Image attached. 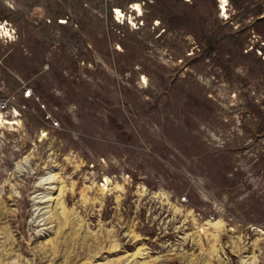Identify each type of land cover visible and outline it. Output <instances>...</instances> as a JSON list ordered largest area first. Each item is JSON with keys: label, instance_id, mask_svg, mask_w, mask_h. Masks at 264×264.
<instances>
[{"label": "rangeland", "instance_id": "374dc122", "mask_svg": "<svg viewBox=\"0 0 264 264\" xmlns=\"http://www.w3.org/2000/svg\"><path fill=\"white\" fill-rule=\"evenodd\" d=\"M227 8L0 0V264H264V0Z\"/></svg>", "mask_w": 264, "mask_h": 264}, {"label": "bare ground", "instance_id": "6f19581e", "mask_svg": "<svg viewBox=\"0 0 264 264\" xmlns=\"http://www.w3.org/2000/svg\"><path fill=\"white\" fill-rule=\"evenodd\" d=\"M220 1V6H221V10H222V12H223V15L224 14H226L227 12H228V5H229V0H219ZM134 7H137L140 11H141V8H140V5L138 4V3H134ZM117 12L120 14V15H122V10H120L119 8H117ZM118 14V15H119ZM0 122H2V123H8V124H12V123H16L15 121H11V120H9V119H4L3 118V115H2V113H0ZM57 175H55V174H53V175H51V176H48V177H43V179H42V183L41 184H43L41 187H45L44 186V184L45 183H55V182H61L60 180H57L58 179V177H56ZM50 178H52V180L51 181H49L50 180ZM107 182L109 181V179H107L106 180ZM47 188H50V189H57L58 188V186H56V185H54V186H49V187H47ZM47 191V190H46ZM53 191H48V193L46 192V194L44 195V196H42V199L41 200H39L38 202H51L52 200H56L57 198H58V196H55L53 193H52ZM42 195H43V193L42 192H40ZM61 195H62V193H61ZM37 196H38V194H37ZM39 197H40V195H39ZM38 198V197H37ZM60 198V197H59ZM38 200V199H37ZM36 200V201H37ZM59 200V199H58ZM43 205V204H42ZM50 205H48V206H46V207H49ZM45 206L44 207H38V208H36V209H40L39 210V212H38V216L39 217H41V216H43V219L42 220H44L45 222L44 223H42V225H45V224H47V222H48V218H49V216H45V214L47 213V212H49V211H45L44 209L46 208ZM42 210H44V212H41ZM53 215V214H52ZM216 224H221V220H218V221H216L215 222ZM247 262V261H246ZM127 263V262H126ZM125 263V264H126ZM248 264H250V263H248Z\"/></svg>", "mask_w": 264, "mask_h": 264}, {"label": "built area", "instance_id": "2783aa9c", "mask_svg": "<svg viewBox=\"0 0 264 264\" xmlns=\"http://www.w3.org/2000/svg\"><path fill=\"white\" fill-rule=\"evenodd\" d=\"M6 36L9 37L8 35H6ZM24 96H25V97H31V96H33L32 89H31V88H27V89L24 91ZM7 106H8V100L0 101V108H1V110L7 108ZM42 107L45 108V105L42 104ZM47 118H50V119L53 121V123H54L55 126L59 125V122L55 121V120L53 119V117H52L51 114L48 113ZM183 201H187V197H184V198H183ZM213 218H214V216H213ZM260 230L264 231V226H263V229H260Z\"/></svg>", "mask_w": 264, "mask_h": 264}]
</instances>
